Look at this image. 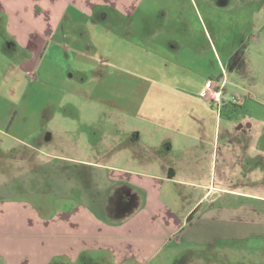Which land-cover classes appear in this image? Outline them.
I'll return each mask as SVG.
<instances>
[{"label":"crops","instance_id":"1","mask_svg":"<svg viewBox=\"0 0 264 264\" xmlns=\"http://www.w3.org/2000/svg\"><path fill=\"white\" fill-rule=\"evenodd\" d=\"M138 5L0 0V70L20 75L23 104L39 94L43 112L34 142L0 167V264H208V251L247 241L264 252V20L247 57H227L216 78L190 58L177 84L171 58L132 70L103 41L132 28ZM133 83L141 102L126 115ZM65 89L115 110L65 117L78 108Z\"/></svg>","mask_w":264,"mask_h":264},{"label":"rangeland","instance_id":"2","mask_svg":"<svg viewBox=\"0 0 264 264\" xmlns=\"http://www.w3.org/2000/svg\"><path fill=\"white\" fill-rule=\"evenodd\" d=\"M136 11L135 17L127 19V25L132 28L121 29L119 34L116 33L119 38L113 37L112 41H109V36L104 34L103 41L112 42L113 49L122 53L124 57L122 64L128 69L146 70L152 68L153 64L159 67L160 63H163L162 58H171L170 61L173 64L171 73L175 74L176 83L182 84L184 81L182 73L191 66L188 63L190 58L202 61V65L205 63L207 72L212 73L216 78L222 64L227 68L225 64L227 57H247L253 52L249 37L252 34V25L264 20V0H139ZM132 22L136 23V28ZM253 34H257V30ZM97 50L95 60L99 61L103 59V49L97 48ZM217 55H220L221 59ZM199 66L198 63V67L193 65L192 68L196 71V68H201ZM195 78L196 75L193 73L192 80L200 84L202 80ZM23 80L20 75H8L0 70V167L6 168L12 164L18 157L16 152H24L28 149L26 144L34 142L27 135L34 132L35 127H39L38 121L43 113L39 94L34 95L32 105L23 104L22 99L26 95L25 92L23 93ZM36 82L34 81L31 86L38 85ZM133 84H129V89L126 91L128 95L126 115L135 114L136 104L141 102L139 99L142 97L141 92L134 89L137 83ZM228 87H230L229 84ZM9 88L13 92L8 91ZM65 90L64 102L78 108L61 109L63 116L70 117L72 114L83 117L89 114L99 116L102 111L111 110L110 107H100L101 105L96 103L95 99L91 104L88 101V103H82L80 97L72 96L69 94L71 92ZM230 90L234 91L233 94H240L236 88H230ZM98 94L100 93H97L95 97L93 95V98H98L100 101ZM104 95L106 98V94ZM228 98L232 100L230 94L224 95V99ZM238 98L240 97L236 95V99ZM91 106L93 109L88 108ZM122 114L125 115V113ZM33 200L36 202L35 198ZM253 243L247 241L248 251L237 250L227 255L217 249V251L205 253L204 258L208 260V264H248V259L263 260V251L252 252ZM258 244L264 247V243H256ZM173 255L174 257L169 254L166 258L174 260L182 253Z\"/></svg>","mask_w":264,"mask_h":264},{"label":"built area","instance_id":"3","mask_svg":"<svg viewBox=\"0 0 264 264\" xmlns=\"http://www.w3.org/2000/svg\"><path fill=\"white\" fill-rule=\"evenodd\" d=\"M201 97L204 99H211L213 101L219 102L221 101V90L213 89V88H206L201 92ZM232 100L235 101V97H232Z\"/></svg>","mask_w":264,"mask_h":264}]
</instances>
